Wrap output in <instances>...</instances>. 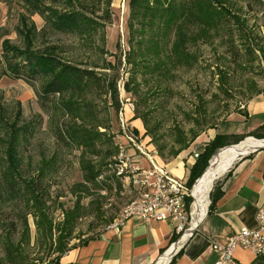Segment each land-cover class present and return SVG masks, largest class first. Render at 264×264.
<instances>
[{"label":"trees","instance_id":"obj_1","mask_svg":"<svg viewBox=\"0 0 264 264\" xmlns=\"http://www.w3.org/2000/svg\"><path fill=\"white\" fill-rule=\"evenodd\" d=\"M20 2L24 12L19 13L15 33L23 47L12 45L8 39L1 40L0 79L10 77L27 82L40 81L37 94L41 109L54 119L62 117V122L54 121L55 125L51 130L57 148L51 156H42L39 159L34 174L26 173L22 167V146L31 135L29 123L10 133L9 145L6 152L3 151L7 157L0 160V176L6 186L5 195L0 194V202H11L17 206L22 204L27 210V215L34 218L39 235L47 240L52 238L53 226L52 219L47 214L46 203L50 195L46 184L48 176L58 173L60 169L64 154L62 150L66 153L78 152V167L82 178V182L77 185L80 192H88L87 184L104 191L108 188L114 189L113 186L122 189L120 178L116 176L119 163L111 161L118 156V149L114 146V137L110 135L109 111H117L119 103L115 79L109 80L105 74L97 71L99 66L80 67L58 57L52 46H46L43 50L36 49L35 42L45 33L92 39L110 24L112 0ZM127 9L128 51L125 52V64L129 67V77L124 82L123 89L133 96H138L142 90L138 76H157L159 85L166 83L174 78L173 70L184 66L190 69L197 64L190 48L211 44L214 39H219V44L225 48V66H216L217 76L220 82L229 88L234 87L236 74L244 76L253 71V61H257L258 68L260 62L264 63V36L257 31L264 29V24H259L257 20L258 15L264 16V0H128ZM34 15L43 20L41 29H37L31 19ZM104 66L106 67L101 69L111 68L109 63ZM224 92L228 94V88ZM247 93L251 99L264 91L259 90L252 80ZM107 96L110 97L111 108L98 109L95 100L105 103L102 98ZM3 118L5 119L1 111L0 123L4 121ZM139 118L145 129L142 135L145 137L153 134L152 131L146 130L147 123L143 116L132 113L131 118L125 119L132 121ZM6 125L4 124L5 128ZM12 126L9 130L5 129L7 134ZM194 128L189 131V137L181 131L175 134L173 145L176 147L172 146L170 149V158L174 159L187 150L203 132L199 122ZM101 129L104 132L100 133ZM133 132L135 135H141L137 128H134ZM246 137L264 139V125L241 136L216 135L198 153V158L189 168L187 185L192 186L203 174L210 158L219 149L225 145L237 144ZM163 149L164 147H160L159 151L162 152ZM105 172H112L111 177L106 180L113 186L106 187V180L99 181ZM195 188L196 184L194 191ZM220 197V190L215 188L210 193V207ZM78 212V207L65 212V219L61 227L57 228L55 251L60 255L67 251L63 243L69 239L74 222L81 216ZM25 227V232H28L27 225ZM2 243L5 244V258H0V264H20V251H13V245L8 244L7 238L3 239ZM59 257L55 264H59ZM251 264H264V258L256 257Z\"/></svg>","mask_w":264,"mask_h":264},{"label":"rangeland","instance_id":"obj_2","mask_svg":"<svg viewBox=\"0 0 264 264\" xmlns=\"http://www.w3.org/2000/svg\"><path fill=\"white\" fill-rule=\"evenodd\" d=\"M22 8L23 5L20 0H0V56L2 55L1 40L8 39L12 45L23 47L20 38L15 33V26L19 23V13L24 12ZM127 8L128 0H112L110 4L112 13L110 24H107L105 29L94 35L92 39L80 38L74 35L45 33L35 42L36 49L43 50L46 46H52L58 57L80 67L99 66L97 71L105 74L109 80L115 79L119 103L118 110L110 109L112 104L109 96L102 98V101H106L105 103L100 102L98 99L95 100L98 109L103 107L110 109V135L114 137L115 147L117 145L116 135L122 134L121 125L123 123L121 120L125 122L126 108L137 116H143L147 123L146 130L153 133L144 137L142 133L144 134L145 129L141 119H133L131 122L126 119L127 122L124 123V126H128L130 130L131 127L135 128L130 123L136 126L141 124L138 128L141 129L142 127L141 132H139L142 136L140 134L136 135L137 140L135 143L139 144L144 152L155 151V156L163 162L172 161L173 158L168 155L172 146H175L173 144L177 132H184L189 137V131L195 129L194 127L198 122L204 132L209 130V127L214 128L217 126L229 114L243 111L248 101H250L247 90H249L250 81L252 80L255 81L259 90L264 91L263 61L260 62V68L256 67L257 61H253V71L247 75L236 74L234 87L232 88L220 82L216 66L218 65L220 68L225 66V48L219 44V39H214L211 44L190 48V52L197 59V64L192 68L189 69L184 66L173 70L174 78L160 85L157 76L152 78L138 76L141 92L138 96L126 93L123 84L129 77V67L125 64V52L128 51L126 22L129 9ZM258 17V23L263 25L264 16L258 15ZM31 19L36 24L37 29L43 27L44 22L39 16L34 15ZM252 24L251 21L250 25ZM257 31L264 36V29ZM107 63L111 64V68L101 69L106 67L104 65ZM227 88L228 94H225L224 91ZM39 89L40 81L27 82L23 79L16 80L10 77L0 79V112L2 111L5 117V119L3 118L4 121L0 123V139L2 140L0 142L2 143L0 145V160L7 157L6 154H3V151L5 153L9 145L10 133L13 130L20 129L25 123H29L30 126L28 127L31 135L22 146L24 162L22 167L29 174H34L37 167L36 163L42 156H51L57 148L54 138L51 136V130L52 126L55 125L54 121H57V123L62 122V117L54 119L50 117L51 115L49 116L43 112L37 94ZM4 124H7L6 128ZM11 126L12 129L7 134L5 129L9 130ZM101 132H104V130L101 129ZM246 138L258 141L264 140L254 137ZM121 141L126 147H129L125 138ZM237 144L225 146L230 147ZM160 147H164L162 152L159 151ZM61 152L64 154L62 155L63 160L60 163V169L58 173L48 176L46 184L50 195L46 205L48 206L47 214L52 219V238L46 240V238L39 235L34 218L27 215V210L22 204L17 206L14 203L11 204V202L10 204L0 202V258H5L3 252V245L5 244L2 241L7 238L8 244L13 245V251H20V257L22 258L20 264H55L60 256L55 251L58 237L57 228L61 227L65 219V212L78 207V213L81 214L74 222L71 236L69 239L64 240L63 244L68 249L72 245H78L86 239L99 235L133 199L134 190L121 181L123 176L129 175V172H126L125 169H123V175L118 176L120 177L119 182L122 189L119 190L109 180H106L111 177L112 172H105L99 178V181L106 180V187L113 186L114 189L109 190L108 188L104 191L87 184L88 192H80V187L77 186L82 182L78 167V152L66 153L65 150ZM215 154L210 158L207 168ZM129 155H132L143 168L149 165L140 154L138 155L136 150H129ZM93 160L96 161L97 159ZM111 161L121 163L117 156L116 159L113 158ZM226 169L227 166L217 168L214 177L210 181L209 189L213 184L210 193L216 188L217 178ZM5 187L0 176V194L3 196L6 193ZM25 225L28 227V232H25Z\"/></svg>","mask_w":264,"mask_h":264},{"label":"crops","instance_id":"obj_3","mask_svg":"<svg viewBox=\"0 0 264 264\" xmlns=\"http://www.w3.org/2000/svg\"><path fill=\"white\" fill-rule=\"evenodd\" d=\"M125 116L131 118L132 112L125 108ZM130 125L141 132V124ZM262 125L264 93L251 98L243 111L229 114L217 126L202 132L172 161L163 162L157 156L155 160L187 182L189 168L196 160L193 153H200L216 135L241 136ZM217 180L215 187L221 197L212 207L209 204L190 236L177 235L168 222L128 220L118 230L106 228L86 243L70 246L60 255L59 264H214L221 255L211 250L210 239H223L242 226L257 227L256 212L264 209V146L237 157ZM166 253L170 256L163 262ZM232 253L233 264H251L255 259L253 253L241 248Z\"/></svg>","mask_w":264,"mask_h":264},{"label":"built area","instance_id":"obj_4","mask_svg":"<svg viewBox=\"0 0 264 264\" xmlns=\"http://www.w3.org/2000/svg\"><path fill=\"white\" fill-rule=\"evenodd\" d=\"M121 122L122 134L115 137L118 148L117 158L121 162L117 165L116 175L122 176L123 169L129 172V175L123 176L121 181L134 190V197L106 228L118 230L128 220H136L144 224L168 222L173 224L177 235L190 236L208 209L213 184L205 196L203 207L199 206L200 214H197V199L193 191L199 178L189 187L185 180L175 177L159 166L155 161L156 152H144L142 147L135 143L137 137L133 128L131 127L130 130L128 126H124L126 119L125 122L123 120ZM124 138L129 147L121 141ZM129 150H136L149 165L143 168L132 155H129ZM193 158H198V153H193ZM256 222V228L242 226L223 239H210L211 250L221 255V259L214 264H233L232 252L237 248L250 251L255 258H264V209L257 210Z\"/></svg>","mask_w":264,"mask_h":264},{"label":"bare ground","instance_id":"obj_5","mask_svg":"<svg viewBox=\"0 0 264 264\" xmlns=\"http://www.w3.org/2000/svg\"><path fill=\"white\" fill-rule=\"evenodd\" d=\"M259 146H264V140L258 141L255 139H245L237 145L230 146V147L225 146V148H223L218 153L217 156H214L211 159L209 167L205 170L203 175L198 179L196 183L195 192L193 191V195L195 193V198L197 199V205H196L197 214H200L199 206L203 207V201L208 192L210 181L212 177H214V174L216 173L217 168L219 166H223V168L227 166L228 168L230 164L236 159L237 156L250 152L252 151L254 147H259ZM166 254L167 255H165L162 258L163 262L167 261L169 258L168 256H170V253H166Z\"/></svg>","mask_w":264,"mask_h":264},{"label":"water","instance_id":"obj_6","mask_svg":"<svg viewBox=\"0 0 264 264\" xmlns=\"http://www.w3.org/2000/svg\"><path fill=\"white\" fill-rule=\"evenodd\" d=\"M261 147H263V146L254 147V148L252 149V151H253V152H254V151H258V149L261 148ZM221 150H222V149H221ZM221 150H219V151L215 154V156H217L218 153H219ZM193 232H194V231H193ZM193 232H192V233H193ZM175 247H176V246L173 247V250L176 249Z\"/></svg>","mask_w":264,"mask_h":264}]
</instances>
